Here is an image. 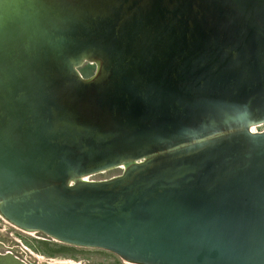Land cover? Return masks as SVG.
I'll return each mask as SVG.
<instances>
[{
	"label": "water",
	"instance_id": "obj_1",
	"mask_svg": "<svg viewBox=\"0 0 264 264\" xmlns=\"http://www.w3.org/2000/svg\"><path fill=\"white\" fill-rule=\"evenodd\" d=\"M258 125L264 0H0V214L23 230L264 264Z\"/></svg>",
	"mask_w": 264,
	"mask_h": 264
},
{
	"label": "rangeland",
	"instance_id": "obj_2",
	"mask_svg": "<svg viewBox=\"0 0 264 264\" xmlns=\"http://www.w3.org/2000/svg\"><path fill=\"white\" fill-rule=\"evenodd\" d=\"M81 74L83 75L84 78H90L96 73V65L86 63L83 67L80 69ZM259 132L264 131V125H261L260 127L257 128ZM124 170L120 168H116L110 171H107L105 173L101 174H96L90 178L91 181H103V180H109L114 177L121 176L123 174ZM0 239L3 240H10V233L14 234V238L12 237L11 239H15L18 241L17 243H20V241L24 242V246H22L21 249H17L13 251V254L16 255V257L23 262L21 264H40L39 262H33L30 263L26 258H23L26 254L29 256L30 252L35 253L36 255H42L44 252H50L52 250L54 251H61L63 250L66 254L72 253L76 257L77 262H81L82 264L87 263L90 264H124L119 260V256L116 254L102 250V249H95V248H80V247H75L67 244H63L61 242H58L52 238L46 237L45 235H39V234H22L21 232H17L13 229H10L9 225L0 219ZM47 241L50 245L47 244H42L41 242ZM22 245V244H21ZM56 245V247H55ZM30 246H35L36 248H39L41 251L39 253L36 250L31 249ZM29 248V250H28ZM70 250L72 252H70ZM0 252L4 253V249H0ZM62 252V251H61ZM63 252V253H64ZM13 257V256H12ZM27 257V256H25ZM35 257V256H32ZM59 257H68V255H62ZM35 259V258H33ZM60 260V259H59Z\"/></svg>",
	"mask_w": 264,
	"mask_h": 264
},
{
	"label": "flooded vegetation",
	"instance_id": "obj_3",
	"mask_svg": "<svg viewBox=\"0 0 264 264\" xmlns=\"http://www.w3.org/2000/svg\"><path fill=\"white\" fill-rule=\"evenodd\" d=\"M0 219L5 221L9 225L10 229H13L17 232H21L22 234H28V233L24 232L23 230L16 228L12 224H10L6 220H4L2 217H0ZM35 234L44 235L42 233H35ZM28 235H31V234H28ZM13 236H14V234L10 233V237H9L10 240H8V242L5 239H3V240L0 239V249L5 250L4 253L0 252V264H21L23 262L22 260L18 259L16 257V255L13 254V251H15L17 249H21L22 246H24L23 245L24 242L20 241V243H17L18 241H16L15 239H11ZM41 243L50 245L49 243H47V241H45V242L43 241ZM30 247H31V249L36 250L38 253H39V251H41L39 248H36L35 246H30ZM55 247H56V245H55ZM28 250H29V248H28ZM61 251L52 250L50 252H44L43 256L42 255L41 256L36 255L35 253L30 252L29 256L26 254L25 256H27V257L24 256L23 258H26L28 260V262H30V263L39 262L40 264H82L81 262H77L75 260L76 257H74L75 256L74 254H72V253L66 254L63 250H61ZM70 252H72V251L70 250ZM62 255H68V257H70V258L59 257ZM32 256H35V257H32ZM33 258H35V259H33ZM119 260H121V262H123L124 264H131V263H128L126 260L120 258V257H119ZM84 264H87V263H84ZM90 264H92V263L90 262Z\"/></svg>",
	"mask_w": 264,
	"mask_h": 264
},
{
	"label": "bare ground",
	"instance_id": "obj_4",
	"mask_svg": "<svg viewBox=\"0 0 264 264\" xmlns=\"http://www.w3.org/2000/svg\"><path fill=\"white\" fill-rule=\"evenodd\" d=\"M261 125H258V126H253V127H251V131L253 132V133H259V131L257 130V128L258 127H260ZM121 168H123V166L121 167ZM92 177V176H91ZM91 177H86L85 179L86 180H88V181H91L90 180V178ZM0 217H2L4 220H6L7 222H9L6 218H4L1 214H0ZM10 224H12L11 222H9ZM13 226H15L14 224H12ZM16 228H18V229H21V228H19V227H17V226H15ZM21 230H23V229H21ZM24 232H26V233H28V234H35L36 232H31V231H26V230H23ZM128 263H131V264H138V263H134V262H129V261H127Z\"/></svg>",
	"mask_w": 264,
	"mask_h": 264
}]
</instances>
